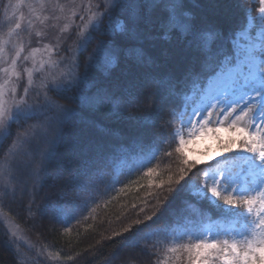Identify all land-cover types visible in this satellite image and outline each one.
I'll use <instances>...</instances> for the list:
<instances>
[{"label": "snow or ice", "instance_id": "6c2138e0", "mask_svg": "<svg viewBox=\"0 0 264 264\" xmlns=\"http://www.w3.org/2000/svg\"><path fill=\"white\" fill-rule=\"evenodd\" d=\"M0 14V264L44 258L17 218L71 232L145 186L113 251L67 260L264 264V0H0ZM201 138L207 159L186 147Z\"/></svg>", "mask_w": 264, "mask_h": 264}, {"label": "trees", "instance_id": "16d2710c", "mask_svg": "<svg viewBox=\"0 0 264 264\" xmlns=\"http://www.w3.org/2000/svg\"><path fill=\"white\" fill-rule=\"evenodd\" d=\"M2 16L0 14V25H2ZM156 166L158 170L163 171L168 167V164L167 162H157ZM132 179H136V177L134 176ZM140 182L146 185V180ZM150 190L152 189L147 186L139 190L133 187L127 196H117L107 207L97 208L93 216L72 227L71 232H64L63 230L68 225L56 224L53 226L49 224L46 230L40 231L32 228L19 218H17V222L29 239L35 242L51 258V262H39V264H87L79 257L74 261H68L67 257L76 256L77 253L83 256L85 252L91 255H99L100 253L106 255L113 251L119 244V237H112V233L114 231L119 232L121 227L124 226V222H122L123 213L129 211L131 204L138 203ZM112 195L116 196V193H112ZM14 215L15 213H13ZM118 216L121 219H117ZM107 237H112V239H106ZM166 250L162 253L160 264H164L165 257H168L165 254ZM40 261L44 260L41 259ZM93 264H103V257L94 260ZM168 264H178V262L170 257Z\"/></svg>", "mask_w": 264, "mask_h": 264}, {"label": "rangeland", "instance_id": "374dc122", "mask_svg": "<svg viewBox=\"0 0 264 264\" xmlns=\"http://www.w3.org/2000/svg\"><path fill=\"white\" fill-rule=\"evenodd\" d=\"M2 25L4 24V17L2 16ZM209 144H212L213 145V155L215 154V145H214V142L208 138H201V139H197L195 142H192L190 143L189 145H187V149L188 151L191 153L192 156H197V157H200L201 159H207V156L204 155V149L208 147ZM21 229V227H20ZM20 235H22L24 237V240L27 241L29 244H32L34 245L37 249L43 251V253L45 254L44 255V258L42 260L44 261H40V262H51V258L48 257V254L42 250L37 244H35V242L31 241L29 239V237L27 236L26 233H24V231L21 229V232H20ZM168 247H171V245H168ZM166 256H168L169 258L171 257V254L167 252H165ZM29 255H32L31 253H29Z\"/></svg>", "mask_w": 264, "mask_h": 264}]
</instances>
